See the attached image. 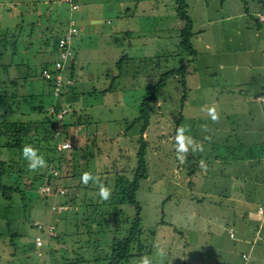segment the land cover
Wrapping results in <instances>:
<instances>
[{"label": "rangeland", "instance_id": "1", "mask_svg": "<svg viewBox=\"0 0 264 264\" xmlns=\"http://www.w3.org/2000/svg\"><path fill=\"white\" fill-rule=\"evenodd\" d=\"M62 1L63 0H61V2ZM163 1L164 20L153 19L150 21V17L143 13H137L140 17L145 16L139 19L129 18L130 15H122V17H117L114 20V24L117 25L118 28H122L123 31L135 27L134 35L138 36L140 40L136 41L137 46L134 49H128L129 39L119 34V41L113 45V48L100 47L98 51L89 52L87 58L91 59V61L89 64L85 65L84 75H82L83 72H81V70L77 73L75 91L82 93L84 91L94 90V88L100 90L105 87H110L114 77L121 75V70L123 71L121 77L116 79L117 81L113 87V93L89 94V96L84 94L83 99L81 96L77 97L80 103L82 102L83 105L88 107V110H90L89 114H92L91 117L96 121H101L95 125L99 127L100 131L106 134L101 135L100 133H95L105 138V150L108 153V157L104 158V163H101L102 160L99 158V160H97L95 164H91L89 168L85 166L86 160L80 159L78 166H76L74 170H76L78 174H81V176L88 171L97 173V171L102 168L100 165H103L104 168L108 169L113 174L115 169L113 162L115 158H120L119 162L122 163L124 168H129L128 171H132V167L137 166L136 155L138 153V144H136V142H131V140H137L139 138V124H136L134 127L130 126L134 119L138 118L140 115L143 97L148 92H151V82H153V79H155L158 74L160 75L168 69L187 66L188 56L186 52L178 47L179 37L175 32L179 30L177 26L182 27L184 22H181L177 17L175 0H162V2ZM219 1L220 0H200V2H198L197 0H189V11L192 14L194 30L200 22L203 23L209 18L216 17L218 14L216 12L220 10ZM53 2H55V0L52 2L48 0H0L1 34L6 28L10 31L14 30L22 21H24V23L35 22V24H37L33 36L26 40V43H31L32 46L28 47L24 45L17 47L19 49L18 62L23 64L19 69L20 71H16L15 69L12 70L14 75L17 74L22 77H30L27 78L28 82L26 84H24L23 81L19 84V88L17 89L19 93L18 100L16 99L15 102L13 99L9 101L0 100V121L40 120L47 110V107L44 108L43 112L38 109L32 110L29 105L21 102V97H30L33 92L42 90L40 88L43 83L36 79V75L40 73L42 64L48 62L52 58L50 49L45 46L44 40L42 39L44 30L47 28V25L53 24V19H57L60 23L66 19V15L63 16V13L55 10V4L53 5ZM146 4H149V2L143 4L147 9L148 6L146 7ZM206 4L208 8H206ZM150 24H154L153 29L150 27ZM108 26L111 27L113 32V28L115 29V27H113V25ZM94 27L96 31L92 35L94 37L93 41H101L104 45L111 46V44H113V38L110 40L108 35L109 27H101V25H95ZM94 27L91 25L90 28L95 30ZM102 28L103 30L99 31ZM84 29L85 26L81 25V32ZM24 34L25 36L29 34V27L25 29ZM7 36L8 39H11L10 34ZM0 39L4 40V37L0 35ZM120 45H124L125 47L121 50L118 47ZM3 46L4 42L1 41L0 64H7L11 61V49H9V46ZM161 48L163 50H168V52H165L168 56L158 61V59H160L159 57H163L162 52L164 51H162ZM175 51L177 54H174ZM123 55H129L133 58L147 57V61L142 62L143 59L134 61L127 60L123 68H120L117 63ZM100 57L103 59L101 61H96ZM113 57L116 61L112 59ZM150 59H156L155 61L160 63L157 69L152 70L154 64ZM148 67L150 73L145 72V69ZM139 69H141V72H139L138 76H135L134 72H137ZM89 73H92L90 78ZM158 78L155 79V81H158ZM180 80L181 76L169 79L166 88L161 93L159 102L154 105V110L152 111V117L150 119L152 123L151 129L147 132V135H144L150 143L146 153L149 177L141 181L138 201L142 207L143 226L146 229L157 230V250H154L150 256H146L150 259L151 264L200 263V257L193 252L194 246H197L196 251H198L205 246L206 242L209 243L211 239L209 231L216 230V226L218 230L223 231L222 225L217 220L218 211H221L223 216L226 215L227 221L232 219L230 218V214L227 213V211L225 212L224 208L216 209L213 207L214 205L210 203V196L209 201H206L208 199L207 194H211L212 190L217 186L215 183L216 179L219 178V175H216V173H218L217 170H220V168L225 170L227 163H231L233 157L237 154V152H235L233 156L230 155V145L240 142L248 146L245 141V134L228 131L229 127L222 116L218 115L219 119L217 121L211 119L207 111L208 108H211L208 99L199 97V99L195 98L196 100L194 98L189 100V103H198L200 106L196 110L197 113L200 114L201 117H206V119H208L205 124H200L196 130L188 127L193 124V118L186 119L184 122L185 125L183 126L190 129V131L185 133L186 136H190L193 141L196 139L198 142L207 145L206 148H201L203 145L197 144V146L200 147V150L197 152L198 158H206L207 156L204 160L206 164L205 168L207 169L202 168L197 159L194 160V163H196L198 167L200 166L201 171L192 179L195 186L192 191L189 186L188 175L190 166L187 163H180L181 165H179L174 155V143L172 144L176 121L179 119L178 112L181 109L180 99L183 94ZM38 101L36 103H38ZM192 112L194 114V111ZM230 118L233 119L232 116ZM216 127L218 128L217 132L213 131ZM90 130L95 131L93 126L89 129L88 135L94 134ZM227 137L229 138L228 144L226 143ZM111 138H114L115 141H111ZM212 139H214V147L211 145ZM207 141H209V143H207ZM257 144L261 143H255L253 145L254 149ZM60 145L63 149L70 148L69 143H60ZM194 145L195 143L191 145L189 149L195 147ZM244 151H246V153H252L253 149H249L248 147ZM216 155L223 157L217 160L215 159ZM252 165L253 164L249 166L242 165V171H248V168L251 170ZM203 170L206 176H202ZM71 173L73 174V172ZM230 173L233 174L232 171ZM80 178L81 177L78 178V181H81ZM32 181L33 190L27 192L28 198L32 199H29L27 202V211L31 208L27 215H30L33 220L44 221L48 223L47 226H49V221L51 220L49 218L50 214L48 211L44 212L46 210V208H44L46 202L57 207V209H59L57 214L59 215L65 214L72 206L67 205L68 208L66 209L65 206L60 205L61 200L57 195L51 194L50 192H47V194L45 186L39 187V181H34L33 179ZM219 182L223 184L225 181L221 180ZM9 183H15L13 177L9 180ZM192 192L194 194H192ZM62 193L67 194V197L70 198L71 191L69 193V191L65 189ZM195 193H197L195 197L201 196V198H203L202 201H198L197 198L194 197ZM47 195H50V197ZM247 195L252 196L249 193ZM1 199L0 193V205H3L4 202L1 201ZM17 204V206L20 207L26 203L22 204L20 200L17 199ZM26 212L21 211L19 216L14 217L11 233H2V228L0 227V232L2 233H0V236H2L0 237V264H42V262H44L46 257L44 253L45 250L47 251L44 247H47L50 243L47 234L56 235L57 232L55 233L52 228L48 230V227L47 230L43 232H35L33 229L30 230L29 224L26 223L27 218L24 215ZM127 213L128 215H134L136 214V209L130 207ZM70 219V217L59 218V220L57 219V223L59 222L62 230H65L68 237L71 239L75 231V222ZM162 221L164 224L158 226ZM1 222L4 224L5 220ZM13 233L18 234L17 238L13 240V245L15 247L11 245L10 242ZM223 239L225 255L230 257L232 256L231 253L234 252L228 244L230 239L225 237H223ZM158 249H163L164 254L160 255ZM143 257L145 256L141 258ZM141 258L134 259L131 261V264H141Z\"/></svg>", "mask_w": 264, "mask_h": 264}, {"label": "trees", "instance_id": "2", "mask_svg": "<svg viewBox=\"0 0 264 264\" xmlns=\"http://www.w3.org/2000/svg\"><path fill=\"white\" fill-rule=\"evenodd\" d=\"M175 4L177 17L181 22H184V25L175 32L179 37L178 47L186 52L188 56L187 66L168 69L162 74H158L155 78L159 77L158 81L153 79L154 83L151 82V92L143 97L140 115L134 119L130 126L134 127L139 124V138L131 140V142L138 144L137 166L132 167V171H128L129 168H124L122 163L119 162L120 158H115L113 174L103 165H100L104 169L101 168L97 173L88 171L93 176V180H90L87 185H84L82 181H78L81 174H78L74 169L78 166L80 159L86 160L85 166H88V168L91 164H95L99 158L102 160L101 163H104V158L108 157L105 150V138L97 135V133L101 135L106 133L100 131L99 127L95 125L101 121L94 120L91 117L92 114H89L88 107L83 105L82 102L80 103L77 97L81 96L83 99L84 94L89 96V94L113 93L116 79L121 77L123 71L121 70V75L114 77L110 87L100 90L94 88V90L82 93L75 91L77 69L74 64L77 54L76 41L79 38L77 13L81 9V5L78 0H63L55 4L56 11L63 13L67 10L69 15L67 18V14L63 13V16L66 15V19L62 23L57 19H53V24L47 25L44 30L42 39L45 46L50 49L52 58L42 64L40 73L36 75V79L43 83L40 88L42 90L33 92L30 97L22 96V99L20 98L21 102L29 105L32 110L38 109L43 112L45 107H47V110L40 120L0 121V193L1 201L4 202L3 205H0L2 233H11L14 217L19 216L21 211H27V202L31 199L28 198L27 192L33 190L32 179L39 181V187L45 186L46 193L50 192L57 195L61 200L60 205L65 206L66 209L68 208L67 205L72 206L65 214L59 215L57 214L59 209L46 202L44 212L48 211L50 214L49 226H47L48 223L39 220L37 222L30 215H27L31 208L24 213L30 230L43 232L48 227V230L52 228L55 233L57 232L56 235L47 234L50 243L47 247H44L47 251L45 250L44 255L46 257L42 264H131L134 259L150 256L154 250H157V230L146 229L143 226L142 207L138 201L141 181L149 177L146 153L150 143L144 135H147V132L151 129L150 119L154 105L159 102L161 93L166 88L169 79L181 76L180 82L183 88L180 99L181 109L178 112L179 119L176 121L172 142V144L174 143L175 159L178 161L175 137L177 128L183 126L185 120L183 109L190 88L188 77L191 74L190 67H194L193 63L198 55L192 42L196 32L189 11V0H175ZM72 21L75 22L77 28V33L72 36L71 40L75 52L73 58L67 62L63 70H56V62L60 57L59 42L68 34V30L72 27ZM27 27H29V34L25 36L24 31ZM36 27L35 22L24 23L22 21L14 30L10 31L6 28L2 31L3 35L0 33L6 41L0 39V42H4L3 47L9 46V49H11L10 63L0 64V100L9 101L13 99L15 102L16 99H19V93L17 92L19 84L22 81L24 84L28 82L27 78L30 76L14 75L12 70L20 71L19 69L23 64L18 62L19 49L17 47L32 46L31 43L27 44L26 40L33 36ZM8 34H10L11 39H8ZM166 56L159 57L158 61ZM127 60L134 61L135 59L129 55H123L117 63L118 66L123 68ZM155 60L150 59L154 64L152 70L157 69V66L160 65ZM146 61L147 58H143L142 62ZM48 72L51 74L50 77L47 76ZM139 72H141V69L135 71L134 75L138 76ZM145 72L150 73L149 67L145 69ZM58 73H63L64 79H70L71 83L62 87L56 94V76ZM37 101L38 103H36ZM63 109H67V112L59 118V114ZM92 126L95 131H90L94 134L88 135V131ZM111 139V141H115L114 138ZM60 143H69L70 148L63 149L60 147ZM26 145H31L38 150L37 154L44 158L46 166L38 167L35 171L29 170L28 161L22 155L23 147ZM191 151H188L187 161L185 162L190 166L189 176H192L197 170V164L194 163V160H199L193 150ZM179 165L181 164L179 163ZM12 177L15 183H9ZM101 184L111 190V195L107 200L102 199L99 195ZM64 188L69 193L71 191L70 198L67 197V194L62 193L65 190ZM47 196L50 197V195ZM17 199L22 204H26L20 207L17 206ZM130 207L136 209V214L128 215L127 210ZM69 217L71 221L75 222V231L71 239L66 231L62 230L59 222L57 223V219ZM2 220H5L4 224L1 222ZM160 224H164V222L162 221L158 226ZM17 236V233L11 235V245H13V240ZM34 250L36 251L35 247Z\"/></svg>", "mask_w": 264, "mask_h": 264}, {"label": "crops", "instance_id": "3", "mask_svg": "<svg viewBox=\"0 0 264 264\" xmlns=\"http://www.w3.org/2000/svg\"><path fill=\"white\" fill-rule=\"evenodd\" d=\"M56 1L59 0H55L53 5L61 2ZM78 1L81 9L77 13L79 38L76 41L77 56L74 65L76 72L79 73L81 70L82 75L85 73V65L91 61L87 58L88 53L98 51L100 47L113 48V45L119 41V34L129 39L128 49L137 46L136 41L140 39L134 35L135 27L123 31L114 24L117 17L130 15L129 18L139 19L145 16L140 17L137 13H143L150 17V21L164 20L162 0ZM146 2H149L146 4L147 9L143 5ZM219 3L220 10L216 12L218 13L216 17L200 22L194 30L196 34L192 42L198 55L193 63L194 67H190L191 74L188 77L190 88L183 114L185 120L194 119L193 124L188 127L196 130L208 119L197 113L196 110L200 105L189 103V100L199 97L208 99L211 108L214 107L217 114L226 120L228 131L245 134L248 146L240 142L230 145V155L233 156L235 152L237 154L231 163L228 161L225 170L222 168L217 170L216 175H219L215 182L217 186L211 194H207L206 201H209L210 196L213 207L224 208L232 219L227 221L226 215L223 216L221 211H218L217 220L222 225L223 231L218 230L217 226L216 230H210V242H206L198 251H196L197 246H194L193 252L200 257L199 264L202 262L203 264H264V214L259 213V209L264 210V103L260 99L264 95V0H220ZM206 8H208L207 4ZM63 13L67 14L68 18V11L65 10ZM81 25L85 26L82 32ZM91 25L93 27L113 25L115 27L113 32L111 27L108 30L110 40L113 38V44L106 46L101 41H93L92 35L96 28L91 29ZM150 27L153 29L154 24H150ZM179 28L177 26V29ZM102 30L103 28L99 31ZM118 47L122 50L125 46ZM161 50L164 51L162 55L168 52L167 49L161 48ZM174 54L177 52L175 51ZM102 59L100 57L96 61ZM112 59L116 61L114 57ZM91 75L92 73H89V78ZM231 116L233 119L230 118ZM213 131L217 132L218 128ZM194 141L196 150L193 152L198 155L200 147L197 144L203 145L201 148H206L207 145L196 139ZM228 142L227 137L226 143ZM252 143L261 144H257L254 149ZM211 145H214V139ZM248 147L253 149L252 153L244 151ZM191 150L193 148L189 149ZM222 157L216 155L215 159L220 160ZM206 158H199V165L200 161ZM250 164H253L251 170L248 168V171H242V165ZM200 169V166H197L196 172L189 176V186L192 191L195 188L192 179L201 171ZM231 171L233 174L230 173ZM202 176H206L204 170ZM221 180L225 182L221 184L219 182ZM248 193L252 196L247 195ZM195 198L198 201L203 199L201 196ZM223 237L230 239L231 243L228 244L234 250L230 257L225 255Z\"/></svg>", "mask_w": 264, "mask_h": 264}, {"label": "clouds", "instance_id": "4", "mask_svg": "<svg viewBox=\"0 0 264 264\" xmlns=\"http://www.w3.org/2000/svg\"><path fill=\"white\" fill-rule=\"evenodd\" d=\"M208 115L211 117L213 121H217L219 119V116L216 112V109L208 108ZM190 131L189 128L186 127H178L177 128V134H176V152H177V160L179 163L184 164L187 161V154L189 151V147L194 144L193 139L190 136H186L185 133ZM196 148L193 147V151H195ZM202 151V149H201ZM38 150L33 148L31 145H26L23 147L22 155L23 158L28 161V168L30 171H35L38 167H44L46 166V162L44 161V158L42 156H39ZM200 166L202 168L206 167L205 161H200ZM81 181L84 185H87L90 180H93V176L90 172H85L81 176ZM99 195L102 199L107 200L111 195V190L107 187H105L103 184L99 186ZM158 253L160 255H163V249H158ZM141 264H151V261L148 257L141 258Z\"/></svg>", "mask_w": 264, "mask_h": 264}, {"label": "built area", "instance_id": "5", "mask_svg": "<svg viewBox=\"0 0 264 264\" xmlns=\"http://www.w3.org/2000/svg\"><path fill=\"white\" fill-rule=\"evenodd\" d=\"M71 24H72V27L68 30L69 32L66 35V37L62 38L59 42L60 57L56 62V66H55L56 70H63V68L66 67L67 62L70 61V59H72L74 55L71 40H72V36H74V34L77 33V28H76V24L74 21H72ZM47 76L50 77L51 74L48 72ZM56 78H57L56 94H58V92L60 91L62 87L71 83V80L70 79L65 80L63 73H58ZM260 99L262 103H264V95H262ZM66 112H67V109H63L59 114V118H61ZM259 213L264 214V210L259 209ZM231 234L232 236H234V234L232 233V229H231ZM244 257L247 258V256H244Z\"/></svg>", "mask_w": 264, "mask_h": 264}]
</instances>
